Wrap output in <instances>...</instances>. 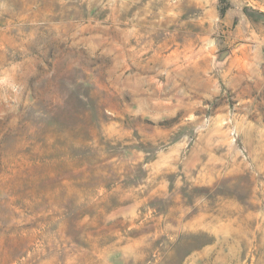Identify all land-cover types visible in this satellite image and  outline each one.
<instances>
[{"label":"rangeland","instance_id":"374dc122","mask_svg":"<svg viewBox=\"0 0 264 264\" xmlns=\"http://www.w3.org/2000/svg\"><path fill=\"white\" fill-rule=\"evenodd\" d=\"M0 264H264V0H0Z\"/></svg>","mask_w":264,"mask_h":264}]
</instances>
